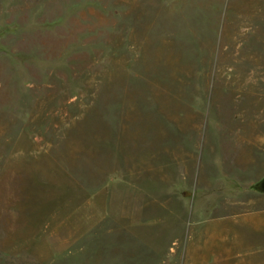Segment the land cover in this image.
<instances>
[{"label":"rangeland","instance_id":"1","mask_svg":"<svg viewBox=\"0 0 264 264\" xmlns=\"http://www.w3.org/2000/svg\"><path fill=\"white\" fill-rule=\"evenodd\" d=\"M263 180L264 0H0V264H213Z\"/></svg>","mask_w":264,"mask_h":264},{"label":"crops","instance_id":"2","mask_svg":"<svg viewBox=\"0 0 264 264\" xmlns=\"http://www.w3.org/2000/svg\"><path fill=\"white\" fill-rule=\"evenodd\" d=\"M196 252L213 264H264V208L213 221Z\"/></svg>","mask_w":264,"mask_h":264},{"label":"water","instance_id":"3","mask_svg":"<svg viewBox=\"0 0 264 264\" xmlns=\"http://www.w3.org/2000/svg\"><path fill=\"white\" fill-rule=\"evenodd\" d=\"M259 188L264 192V180L259 184Z\"/></svg>","mask_w":264,"mask_h":264}]
</instances>
